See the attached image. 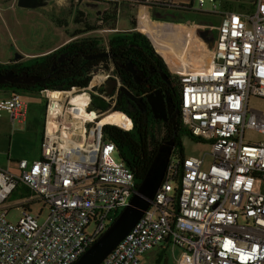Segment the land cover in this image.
Returning a JSON list of instances; mask_svg holds the SVG:
<instances>
[{
  "label": "built area",
  "instance_id": "built-area-1",
  "mask_svg": "<svg viewBox=\"0 0 264 264\" xmlns=\"http://www.w3.org/2000/svg\"><path fill=\"white\" fill-rule=\"evenodd\" d=\"M94 1L111 8V0L72 4L77 12L82 2ZM131 1L140 8L157 2ZM209 2L210 14L220 20L208 63L168 70L180 88V125L210 151L181 160L172 154L151 206L101 264H141L148 252L170 246L182 252L178 264H264V142L244 139L247 129L264 135V113L249 108L251 97L264 100V3L249 0L250 8L218 14L215 0ZM198 3L195 11L204 12L206 0ZM103 17L92 24L102 26ZM106 33L118 30L98 28L72 40L99 39L110 60L113 35ZM67 82L69 89L29 88L0 101V118L8 115L13 127L27 120L22 92L47 101L41 159L17 162L15 173L0 169V264H74L129 206L139 186L116 159L115 143L103 138L111 124L101 121L120 113L132 124L121 129L131 131L134 119L117 108L120 97L127 98L122 89L148 104L140 83L106 61L82 68ZM95 102L98 108L91 109ZM149 110L139 109L137 119L154 157L172 129ZM17 191L21 202L9 205ZM36 202L48 208L43 223L31 211ZM13 208L19 211L17 223L8 220Z\"/></svg>",
  "mask_w": 264,
  "mask_h": 264
},
{
  "label": "rangeland",
  "instance_id": "rangeland-1",
  "mask_svg": "<svg viewBox=\"0 0 264 264\" xmlns=\"http://www.w3.org/2000/svg\"><path fill=\"white\" fill-rule=\"evenodd\" d=\"M180 1L182 3L192 2L193 9L200 10L199 0ZM209 1L206 0V5L202 9L204 12L191 13L186 19L179 22L159 20L161 23L153 21L150 9H139L140 5L137 3L130 0L123 1L129 10L126 7L125 13L119 10L117 30L118 32L130 31L133 28L132 21H136V29H140L148 37L150 36L156 52L164 59L167 66L170 65L173 69H178L182 65V70L190 67L189 64H192L191 66L194 68L204 66L212 54L213 49H210L209 45L214 44L217 23L220 20L219 15L210 14L213 6ZM215 2L218 5L216 10L218 14L226 10L224 8L226 0H215ZM226 4L230 5L229 0ZM110 5L111 8L118 7V4L114 2H111ZM232 5L237 9L238 6L239 9L242 7L239 3ZM55 6H58L60 10L58 16L53 13L52 8ZM76 13L72 0H56L49 9L37 10L19 8L17 0H0V64L15 66L14 60H16L17 54L22 59L16 65L19 68H30L39 64L40 57L36 59L28 54H39L54 46L58 48L70 42L72 40L71 33L81 27L75 22ZM93 18L91 15H87V21L96 23ZM59 21H62L61 26L58 24ZM103 35L110 37L113 33ZM11 51H16L14 56ZM21 95L30 107L31 114L32 111L39 110L41 112L43 109V117L41 121H38L31 116L28 122L16 124L14 127L9 116L4 115L0 118V169L10 170L13 173L17 172V162L26 158L32 162L33 158L38 155L45 123L44 112H46L47 101L39 95L25 92H22ZM2 99L0 97V101ZM249 108L264 113V100L251 97ZM244 139L251 144L259 143L264 142V135L247 129ZM182 145L185 158L202 157L210 151L208 144L195 142L188 134L183 135ZM207 161L210 162V159L208 158ZM21 193V191H17L8 204L14 205L21 202ZM30 208L34 215L39 216L40 223L46 220L48 208L44 206V203L36 202L31 204ZM8 220L12 223L18 222L19 211L16 208L10 210ZM181 258L182 252L178 248L163 247L148 252L142 258L141 264H178Z\"/></svg>",
  "mask_w": 264,
  "mask_h": 264
},
{
  "label": "water",
  "instance_id": "water-1",
  "mask_svg": "<svg viewBox=\"0 0 264 264\" xmlns=\"http://www.w3.org/2000/svg\"><path fill=\"white\" fill-rule=\"evenodd\" d=\"M54 1L55 0H17V7L28 10L49 9ZM79 8L80 11L89 14L94 18H102L110 6L108 3L94 1L92 3L82 2ZM145 8H149L151 10L153 18L156 21L170 20L179 22L185 19V17L176 15L175 13H163L161 11H157L154 7ZM107 56V54H103L97 57H90L88 59ZM20 57L21 56L19 54L16 55V59ZM122 67L125 71L133 75L134 80L137 83L144 82L141 78V74L137 73L135 66L131 62L126 63V65ZM33 72L34 70L0 71V87H14L16 85L34 87L47 81L50 77V74L41 76ZM161 76L168 82L167 76L164 73ZM112 87L113 83H109L107 88L108 94H111ZM122 94L129 100L134 101L140 109H146L149 105L155 117H159L164 122L171 125L172 135L170 138L164 140L159 146L148 173L144 180L139 183L136 192L130 200L129 206L120 214V216L102 235V237L95 242L74 264H101L127 237L151 206V203L153 202L163 182L172 154L177 148L176 141L180 129V110L175 109L172 98L169 94H165L164 96L161 91L150 94L147 97L148 105L143 104L138 98L133 97L126 89H122Z\"/></svg>",
  "mask_w": 264,
  "mask_h": 264
},
{
  "label": "trees",
  "instance_id": "trees-1",
  "mask_svg": "<svg viewBox=\"0 0 264 264\" xmlns=\"http://www.w3.org/2000/svg\"><path fill=\"white\" fill-rule=\"evenodd\" d=\"M170 1L173 2V5L176 4L177 7H179V10L185 15H188L191 13H200L193 9L192 2L182 3V1L180 0H157L156 3H154L153 5H148V6L154 7L157 11H161V8L163 7L165 8V6L172 4L170 3ZM248 1L249 0H231V1L229 0L230 5L229 4L227 5L226 3L228 2V0H226L224 8L226 10H231V11H234V10L241 11L243 9H246L247 6L249 8L252 7L250 5L251 1L250 2ZM178 2H181V3H178ZM233 3H239L240 5H242V7H240L241 9H239V6H238V9L235 8V6L232 5ZM146 9H149V8H146ZM119 10H120L119 7L109 9L104 14L102 26H96L95 24L90 23L89 21H87V17H86L87 15H85L84 12L80 10L77 11L75 22L77 24H80L81 27L79 29H76L73 33H71L72 38L80 34H83V33L94 31L98 28L116 30L117 25H118ZM58 24H60L61 26L62 21H59ZM131 24L133 27L132 30L126 31V32H118L110 38L111 53L114 54L113 60L115 62L120 63V61L126 60L128 56L130 55L141 57L149 61L150 63L163 66L165 71L170 74L166 62L156 52L152 44V41L150 40V37L144 34V32L142 33V31L139 32L136 30L137 28L136 21H132ZM217 24L219 25V22ZM78 45H81L82 47L88 46V48H91L92 51L96 53L100 51L99 50L100 49L99 39H90V40L86 39V40L81 41L80 43L78 42ZM40 60L41 62L49 61V57L48 56L40 57ZM40 63L35 65L34 67H38L39 65H41ZM92 66H93V63L76 65L75 67H71L67 75L61 77L57 81L48 80L34 87L16 85L14 87H4V88L14 90V92L19 91V90L29 89V88H48V87H53V86H61L63 89H69L71 84L67 81H69V79L73 75L79 73L82 68H91ZM50 67H51V64H47V68H50ZM7 70H13V71L34 70L33 73H35V69L33 68H23L22 69V68L17 67L16 65L6 66V65L0 64V71H7ZM41 76L43 75L41 74ZM59 83L60 85H57ZM103 107L107 109L105 104H103ZM96 108H98V105L95 102L91 106V109H96ZM117 109L125 111V109L121 106H119ZM133 119H134V127L131 131L123 130L114 125L105 126L103 130V138L105 141H112L113 143H115L116 148H117L116 159L119 161H122L133 173L137 182L140 183L146 177L154 157H152L148 151L146 133H145V130L140 120L136 118H133ZM184 134H187V133L183 129L182 125H180V129H179L177 141H176L177 148L175 149L173 153V155L176 156L180 160L185 158L184 148L182 145V137ZM192 140L199 143V141H197L194 138H192ZM178 192L179 191L176 190V193Z\"/></svg>",
  "mask_w": 264,
  "mask_h": 264
},
{
  "label": "flooded vegetation",
  "instance_id": "flooded-vegetation-1",
  "mask_svg": "<svg viewBox=\"0 0 264 264\" xmlns=\"http://www.w3.org/2000/svg\"><path fill=\"white\" fill-rule=\"evenodd\" d=\"M56 1V0H55ZM54 1V2H55ZM53 13L58 16L60 13L59 7L55 6L52 8ZM163 10V11H162ZM161 12L163 13H175L176 15L188 17L190 14L185 15L183 14L177 5H167L165 8H161ZM87 37L78 38L76 40H72L67 46H60L59 48L55 49L53 52L49 53V61L41 62L38 67H30L35 69V73L38 75H49L50 77L48 80L51 81H57L61 77L67 75V73L70 71L71 67H75L76 65H82L86 63H95L96 61H106L114 65V68L118 73L129 80H134V77L131 73L125 71L122 66H125L126 63L131 62L135 69L137 70V73L141 74V78L144 82L140 83L139 90L143 94H147V97L150 94H153L157 91L163 92L164 96L165 94H169L172 98L173 104L175 106V109H179V99H180V88L177 85L176 80L165 71L163 66L155 65L153 63H150L149 61L145 60L141 57L136 56H128V58L124 61L115 62L113 60L114 54L110 53L111 59L109 60V57H98L95 59H88L90 57H97L103 54H107L105 52H102L101 49H99V52H93L91 48L82 47L81 45H78V42L80 43L83 40H86ZM215 42V40H214ZM108 55V54H107ZM42 56V57H44ZM21 58V57H20ZM16 59L14 60L15 65L19 63L22 59ZM61 61V62H60ZM47 64H51L50 68H47ZM167 76V80H165L161 75L163 73ZM47 80V81H48ZM137 98V97H136ZM139 99V98H138ZM119 104L121 107L125 109L123 111L126 115H128L131 119L138 118L139 117V107L137 104L128 98H124V96L120 97ZM148 105V104H147ZM146 109H150V106L148 105ZM180 110V109H179ZM151 114V109L149 110Z\"/></svg>",
  "mask_w": 264,
  "mask_h": 264
},
{
  "label": "crops",
  "instance_id": "crops-1",
  "mask_svg": "<svg viewBox=\"0 0 264 264\" xmlns=\"http://www.w3.org/2000/svg\"><path fill=\"white\" fill-rule=\"evenodd\" d=\"M112 2L114 3H117L118 4V7L120 9L121 12H124L125 13V7L128 8L129 10V7L126 6V4L123 2V1H129V0H111ZM131 1V0H130ZM141 9V8H139ZM127 10V11H128ZM134 10V9H133ZM152 15V13H151ZM153 21L155 22H160V21H156L153 19ZM161 23V22H160ZM137 31H139L138 29H136ZM141 32V30L139 31ZM143 33V32H142ZM145 34V33H144ZM147 35V34H146ZM150 37V36H149ZM209 44V43H208ZM215 44V42H214ZM202 47V46H201ZM210 47V46H209ZM59 48V47H58ZM55 49H57L56 46L52 47L51 49L47 50L46 52H42V53H39V54H28V55H31V57H35V58H38V57H41V56H44V55H48L49 53L53 52ZM16 53V51L12 52L11 51V54H14ZM191 68H194L192 67L191 65L192 64H189ZM206 65V64H205ZM180 68V67H179ZM195 69V68H194ZM14 94V90H11V89H5V88H2L0 87V97H2L3 99L2 100H6V99H9L12 95ZM28 106V105H27ZM46 106H47V103H46ZM44 114L46 115V112H44ZM45 115H44V119H45ZM8 116V115H7ZM33 116V118H36V120L38 121H41L42 120V117H43V109H41V112L39 110L37 111H32V114H31V111H30V107L28 106V113H27V122L29 120V118ZM44 133V131H43ZM42 140H43V134H42ZM42 144V142H41ZM41 159V146H40V149H39V152H38V155L33 158L32 161H36V160H40ZM22 160H28L27 158L26 159H22ZM17 165V164H16Z\"/></svg>",
  "mask_w": 264,
  "mask_h": 264
},
{
  "label": "bare ground",
  "instance_id": "bare-ground-1",
  "mask_svg": "<svg viewBox=\"0 0 264 264\" xmlns=\"http://www.w3.org/2000/svg\"><path fill=\"white\" fill-rule=\"evenodd\" d=\"M212 44H213V42H212ZM213 45H215V44H213ZM213 45L212 46L209 45V46H210V49L214 50ZM213 50H212V52H213ZM101 124H103V125L104 124H111V125L123 128V129H130L131 125H132L130 120L127 117H125L123 114H120V113H112V114L102 118Z\"/></svg>",
  "mask_w": 264,
  "mask_h": 264
}]
</instances>
